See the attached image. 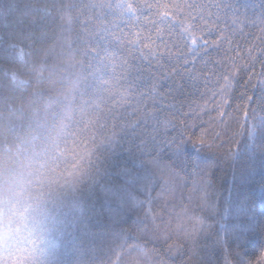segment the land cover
Masks as SVG:
<instances>
[{
    "label": "trees",
    "instance_id": "trees-1",
    "mask_svg": "<svg viewBox=\"0 0 264 264\" xmlns=\"http://www.w3.org/2000/svg\"><path fill=\"white\" fill-rule=\"evenodd\" d=\"M125 2L0 0V204L19 193L15 209L24 212L30 205L25 221L40 213L47 218L41 231L54 233L41 237L47 264H264V0H178L197 5L185 10L192 17L203 12L195 20L186 15L162 20L147 10L133 16L117 7ZM193 24L192 34L181 39L183 28ZM223 37V44L211 43ZM193 39L198 43L186 47ZM96 50L98 57L88 55ZM73 61L77 72L82 62L85 76L103 67L100 61L108 72L123 75L119 65L126 61L137 96L159 79L157 63L165 66L160 71L179 68L183 78L160 80L157 91L164 95L171 89L170 94L164 100L146 97L139 117H131L140 119L137 133H150L160 122L144 156L135 148L139 140L125 137L102 155L90 177L55 193L43 207L37 195L48 181L91 147L79 133L84 124L73 123L69 132L75 135L60 141L65 155L60 160L44 155L65 110L79 121L87 99L58 83ZM108 103L121 102L117 96ZM118 110L128 119L133 108ZM254 118L255 132L249 135L245 124ZM169 120L175 127L165 132ZM113 123L109 118L108 134ZM85 135L91 141V132ZM181 137L185 143L177 159L168 141ZM199 141L203 148L194 144ZM153 158L174 173L167 177L173 190L162 198L158 183L151 197L144 191L153 180L148 163ZM206 184L211 207L203 199ZM133 245L144 253L127 255Z\"/></svg>",
    "mask_w": 264,
    "mask_h": 264
},
{
    "label": "snow or ice",
    "instance_id": "snow-or-ice-1",
    "mask_svg": "<svg viewBox=\"0 0 264 264\" xmlns=\"http://www.w3.org/2000/svg\"><path fill=\"white\" fill-rule=\"evenodd\" d=\"M214 6L219 7V5ZM99 7H103V5H99ZM117 7H119L122 12L127 11L132 13L133 16H136L138 13H142V11L147 10L149 14L160 17L162 20L179 15H186L187 19L190 20L203 18L204 16L203 12L197 13V17H192L191 13H185L186 9H195L197 8V5L178 2V0H126L125 3L119 4ZM199 7L202 9L204 7L210 6L199 5ZM262 19H264V16H262ZM181 23L183 24V22ZM194 26L196 25L193 24L184 27L180 32L181 39L189 34H192L190 29ZM203 27L208 31H212V27L207 24H205ZM197 30H200V28L197 27ZM226 39L227 37L218 38V40L211 41V43L216 45L219 41L220 44H223L224 40ZM134 43L135 41L132 42L133 45ZM197 43V40L193 39L191 44H186L185 46L191 47ZM203 46L206 48L208 46V42L205 41ZM145 47L148 46L145 45ZM40 51L41 50H39V52ZM151 54L153 57L155 56L154 52ZM88 55L94 56V58L98 57L99 50H96L95 52L89 51ZM148 56V53H144L145 59H148ZM181 58V56L176 57L177 61H179ZM161 59H163V56H161ZM100 64H103V67L94 69L88 76H85L83 75L82 62L80 63L81 71L77 72L75 71L77 62L73 61L69 65L70 71L68 77L58 81V83L67 84L73 93H79L81 97H87V99L82 103V111L79 121H74L72 116L68 114L67 110H65L62 116L60 130L57 132L56 137L51 140L52 146L45 149L44 155L49 159L54 158L55 160H60L65 155V153L60 150L59 145L60 141L62 139H66L68 135H75V133L69 132V129L73 123L84 124V127L79 130V133L80 135L84 136V140L82 142L85 145L90 143L91 147L82 149L83 155L77 154L79 158L74 156L73 163L67 166L65 170L60 172L59 175L54 179H50L48 181L47 191L51 194H55L64 190L75 189L78 184H80L85 178L90 177L94 170H96L102 155L106 152L116 150L124 141L125 137H128L129 139L134 137L136 140H139V143L135 145V148L137 152H139L140 156H144V150L148 148L150 144L155 143L156 141V137L160 130V122L157 121V124L153 127L150 133L144 131L137 133L136 129L140 126V119L137 118L133 120L131 117H139V114L141 113L140 101L145 100L146 97L150 96L153 97L154 100L156 98L164 100L165 96L170 94L171 89H169V92L164 95L157 91V88L163 87V85L159 82L160 80L170 79L175 76H181V78H183L179 68L174 67L171 72H168L166 69L164 71H160V69L165 68V66L163 64L157 63L156 68L159 72V79L152 83L151 88H149L147 92H140L137 96L135 94V80L129 83L127 79L128 73L131 72L132 69L127 66L126 61L121 62L119 65L124 69L123 75H118L115 70L108 72V65L104 63V61H100ZM182 67H186V64ZM41 69H43V64H41ZM188 75L189 78H191L192 74L189 73ZM105 77H107V79H105ZM227 79L228 78L225 77V80ZM117 96L119 97L121 103L118 105H110L108 102ZM133 100L136 102L135 106L128 103H123L125 101ZM101 105H104V108H101ZM120 107H123L124 109L133 108V111L128 114V119H125L124 113L118 110ZM143 115L145 118H149L146 107L143 110ZM245 116H247V113H245ZM85 117L88 118L86 121ZM109 118L114 121V123L111 125L113 130L110 134L107 133L109 128ZM101 120L104 121L103 124L100 123ZM63 121H67V123H64ZM121 121H123V123H121ZM181 123L183 124L185 122L181 121ZM169 125H172L173 128L175 127V125L172 124V121H165V132H167ZM245 127L247 128L249 135H253L255 132V118L251 125H248L246 122ZM116 129H119V131H116ZM89 132H91V141H89L85 135ZM121 133H123V135H121ZM129 133L132 135L129 136ZM184 143L185 141L183 137H181L180 141H177L175 138H173L171 141H168L169 147L173 148V151L177 154V159L180 157L181 149ZM195 143H198L199 147L201 148L204 147L203 141L194 142V144ZM55 152H59V155H54ZM142 162L144 161L142 160ZM148 163H150L154 175L153 180L144 187V191H147L149 197H151V191L154 190L152 185L153 183H158L160 185V192L158 193V196L162 198L173 190L172 183L167 177L174 175V173L171 169H168L166 166L162 165L158 159L153 158L152 160L148 161ZM51 171L55 173V169H51ZM210 188V184L205 185L203 199L205 201V206L207 207H211V205L208 203V189ZM19 195V193H10L4 204L6 206V210L12 212V214L20 221H23L25 213L28 211L30 205L25 207L24 212L17 211L14 205L18 200ZM133 201L136 205L142 206L143 204L142 201L136 200L134 197ZM151 219L153 227L156 228L158 232V226L155 224V221L158 219V217L153 216ZM7 238L8 233H0V241H6ZM157 238L159 237L157 236ZM166 239H171V233L166 236ZM133 252L143 254L144 249L140 245H133L129 247L126 254L131 255Z\"/></svg>",
    "mask_w": 264,
    "mask_h": 264
},
{
    "label": "clouds",
    "instance_id": "clouds-1",
    "mask_svg": "<svg viewBox=\"0 0 264 264\" xmlns=\"http://www.w3.org/2000/svg\"><path fill=\"white\" fill-rule=\"evenodd\" d=\"M53 195L47 190L41 191L37 199L44 207ZM6 200L7 197L0 204L3 209L0 212V233H8L7 240L0 241V264H47V253L42 251L46 241L41 237L54 235L52 231H41L47 224V218L40 213L36 220L20 221L6 210Z\"/></svg>",
    "mask_w": 264,
    "mask_h": 264
}]
</instances>
